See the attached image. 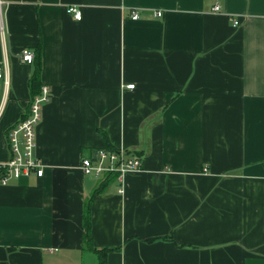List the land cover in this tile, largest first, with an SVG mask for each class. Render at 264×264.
I'll list each match as a JSON object with an SVG mask.
<instances>
[{"label": "crops", "instance_id": "obj_1", "mask_svg": "<svg viewBox=\"0 0 264 264\" xmlns=\"http://www.w3.org/2000/svg\"><path fill=\"white\" fill-rule=\"evenodd\" d=\"M3 1L0 162L36 71L51 98L44 175L0 185V264H264V0ZM102 148L142 170L83 172Z\"/></svg>", "mask_w": 264, "mask_h": 264}, {"label": "built area", "instance_id": "obj_2", "mask_svg": "<svg viewBox=\"0 0 264 264\" xmlns=\"http://www.w3.org/2000/svg\"><path fill=\"white\" fill-rule=\"evenodd\" d=\"M5 2L0 0V33H6L5 28ZM220 6L214 7V11H220ZM69 11L75 19H82V11L77 7H71ZM163 13L158 11L157 17H162ZM133 20L139 19L137 12L132 13ZM239 21L235 20L234 25L238 26ZM19 59L23 63H33L35 53L29 49H24ZM127 88L134 89L135 85H128ZM3 90L2 104L0 107V117L3 113L5 103L9 95V66L7 61H0V94ZM51 98V92L47 86L41 88L39 94L30 101L29 111L26 116L17 124L12 126L7 134V141L11 152V157L7 161L0 162V185H7L11 180H20L22 177L36 174L42 177L45 173V165L35 154L37 144V128L42 119V109ZM81 169L87 174L94 176L112 175L118 177L120 182L127 173L139 172L142 170V161L137 155L127 154L125 151L98 149L93 156L84 157L81 160ZM120 194H124V187L118 189Z\"/></svg>", "mask_w": 264, "mask_h": 264}, {"label": "trees", "instance_id": "obj_3", "mask_svg": "<svg viewBox=\"0 0 264 264\" xmlns=\"http://www.w3.org/2000/svg\"><path fill=\"white\" fill-rule=\"evenodd\" d=\"M38 59V55L36 54L35 55V60L34 62H36V60ZM39 79H40V74H39V71H36L35 74L33 75V78L32 80L30 81L31 85H32V88H33V91L34 93L39 90L38 92H36L33 97H35L37 94H39L40 90H41V87H40V83H39ZM40 87V89H39ZM32 97V98H33ZM115 178V176L113 175H110L107 177V181H110V180H113ZM106 181V182H107ZM97 193L100 192V190H97L96 191ZM89 227L87 229V232H89ZM98 256H99V264H106L107 263V260H106V257H107V254L110 252V249H102V250H96Z\"/></svg>", "mask_w": 264, "mask_h": 264}]
</instances>
